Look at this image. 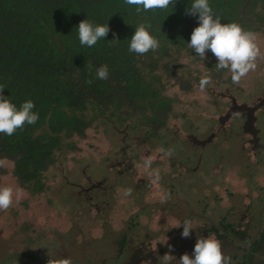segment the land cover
<instances>
[{"label": "rangeland", "instance_id": "1", "mask_svg": "<svg viewBox=\"0 0 264 264\" xmlns=\"http://www.w3.org/2000/svg\"><path fill=\"white\" fill-rule=\"evenodd\" d=\"M253 33L260 54L255 70L239 83L232 82L228 69L215 67L218 60L210 50L204 59L191 48H176L161 61H168L180 76L175 79L166 75L165 68L158 70L165 74L164 93L175 99L163 129L166 145L163 139L147 136L142 127L96 121L84 137H74L76 148L60 153L44 176L42 192L21 186L12 162L4 160L0 187H11L14 195L12 205L0 210V264H22L16 254L32 256L34 264H47L50 258L110 264L107 259L117 249L110 232L118 237L121 232L130 238L145 235L159 243L164 231L176 232L181 225L187 214L184 200L198 211L202 205V213L211 218L224 214L234 219L238 211L245 212L247 203L253 204V211L258 209L264 203V148L239 147L246 136L239 127V138L232 136L222 144L218 139L219 116L229 103L225 94L244 101L264 90V31ZM205 77L211 82L201 90ZM183 80L190 85L184 86ZM212 126L217 129L215 137L201 147L193 146L188 135L206 139ZM261 137L264 140L262 124ZM199 153V165L192 170ZM180 162L186 163L180 168ZM96 182H102L101 187L85 191ZM249 188L259 189L261 198H250ZM176 195L183 198L181 202L176 203ZM198 199L205 200L198 205Z\"/></svg>", "mask_w": 264, "mask_h": 264}, {"label": "trees", "instance_id": "2", "mask_svg": "<svg viewBox=\"0 0 264 264\" xmlns=\"http://www.w3.org/2000/svg\"><path fill=\"white\" fill-rule=\"evenodd\" d=\"M208 2L221 23L264 31V0ZM191 3L173 0L167 8L137 13V6L125 0H0L2 95L17 109L33 101L32 111L39 114L35 124L25 123L12 136L0 133V173L9 160L21 186L42 192L44 176L60 153L76 148L74 137H84L96 121L132 124L152 138L167 137L163 129L175 99L164 93L165 74L158 70L180 77L162 60L172 49L189 48L191 33L199 26L198 15L186 14ZM86 19L94 27L110 28L91 48L79 41L77 28ZM141 23L150 25L147 30L159 42L143 55L129 51ZM113 39L119 41L109 42ZM102 65L108 67L106 80L97 78ZM182 84L190 85L187 80ZM16 257L34 264L30 255Z\"/></svg>", "mask_w": 264, "mask_h": 264}, {"label": "clouds", "instance_id": "3", "mask_svg": "<svg viewBox=\"0 0 264 264\" xmlns=\"http://www.w3.org/2000/svg\"><path fill=\"white\" fill-rule=\"evenodd\" d=\"M128 5L137 6L136 11H149L153 9H164L173 3V0H125ZM187 15H198V27L191 33L188 47L200 57L205 59L206 51L217 58V69H228L231 72L233 83H239L249 71L256 68L255 61L260 54L256 44V34L245 31L237 23H221L218 16H214L208 0H192L190 7L186 10ZM147 27H150L148 25ZM145 24L141 23L135 28L134 35L130 39L129 51L139 55L146 54L149 50H156L159 42L147 30ZM78 35L81 45L94 46L97 41L108 35L110 28L108 24L93 26L87 19L78 25ZM115 35V34H114ZM113 39L109 42H118ZM91 67V66H89ZM97 78L106 80L108 78V67L102 65L96 70ZM210 78L200 80V89L203 90L210 83ZM87 83L91 84L89 80ZM0 88V133L12 136L17 129H22L25 123L32 125L39 119V114L32 110L35 104L31 100L25 101L19 109L5 98ZM145 166L150 167V160L145 161ZM14 191L11 187H0V210H7L13 203ZM183 227L182 237L188 238L192 231V223L185 220L178 227ZM173 251L169 246V252ZM164 264H171L176 258L168 253L161 258ZM47 264H71L69 258H50ZM178 264H228L223 255L221 245L214 236L198 237L194 246L192 256L184 254L178 260Z\"/></svg>", "mask_w": 264, "mask_h": 264}, {"label": "flooded vegetation", "instance_id": "4", "mask_svg": "<svg viewBox=\"0 0 264 264\" xmlns=\"http://www.w3.org/2000/svg\"><path fill=\"white\" fill-rule=\"evenodd\" d=\"M225 96L228 98L229 103L223 114L219 116V131L221 133H219L218 139L220 143H225L228 139L231 141L232 136L239 138L238 129L241 128L246 136L242 137L244 140H241L239 147L247 149V145H250L254 150L263 149L264 140L261 137V124L264 126V90L250 100L244 101H238L233 95L225 94ZM239 105H242L241 109H238ZM231 126L233 127L229 129L230 131H227V128ZM216 132L217 129L212 126V131L206 139H198L193 134H189L188 139L193 146L201 147V145L211 141L215 137ZM229 133L230 135L227 136ZM203 140L206 141L204 142ZM200 160L201 153L196 156V164L191 168L192 170L196 169L195 166L199 165ZM185 163L180 162L177 164L180 167L184 166ZM173 164L176 163L174 162ZM118 165L122 166V163L119 162ZM178 175L179 173L175 176L177 177ZM121 176H125V174ZM139 181L142 182V178ZM101 183H93L85 191L101 187ZM170 185H173V183ZM258 190L249 188L250 198L259 200L261 194ZM176 196V203L181 202L183 198ZM204 197H206V194H204ZM203 200L205 199H198L197 204H203ZM184 201V205L187 206V214L185 213L186 216L182 217L180 223L182 224L185 220L191 221L192 231L188 238L182 237V226L176 232L164 231L163 238L159 243L146 238L145 235L130 238L125 232H121V236L118 237L114 236L113 232H110V241L117 248L115 254L107 259L111 260L110 264H116L114 261L119 257L124 260L123 264H164L161 258L165 255L169 246L179 249L176 253L172 251L168 253L176 258L171 264H178V260L182 255L188 254L190 257L192 256L198 237L206 238L207 236H214L220 242L222 253L227 258L228 264H264V203L254 211L253 204L247 203L245 212L238 211L239 216L229 220L224 214L220 215L219 218H211L202 213V205L198 211L192 207L190 202ZM221 222L223 225H221ZM172 224L168 221L166 222V225L174 230ZM254 227L255 230L253 231ZM228 228L230 230L227 231L226 229ZM181 239L183 243H179ZM183 250H185L184 254L180 252Z\"/></svg>", "mask_w": 264, "mask_h": 264}, {"label": "water", "instance_id": "5", "mask_svg": "<svg viewBox=\"0 0 264 264\" xmlns=\"http://www.w3.org/2000/svg\"><path fill=\"white\" fill-rule=\"evenodd\" d=\"M239 106H240V107H239L238 109H241V106H242V105H239ZM203 141L205 142L206 140H203ZM203 141H201V142H203ZM199 143H200V142H199ZM202 144H203V143H202Z\"/></svg>", "mask_w": 264, "mask_h": 264}]
</instances>
